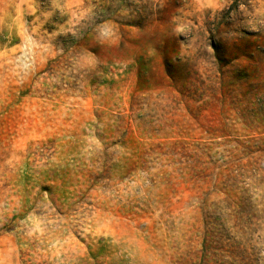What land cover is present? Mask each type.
Listing matches in <instances>:
<instances>
[{"label": "rangeland", "instance_id": "1", "mask_svg": "<svg viewBox=\"0 0 264 264\" xmlns=\"http://www.w3.org/2000/svg\"><path fill=\"white\" fill-rule=\"evenodd\" d=\"M0 264H264V0H0Z\"/></svg>", "mask_w": 264, "mask_h": 264}]
</instances>
